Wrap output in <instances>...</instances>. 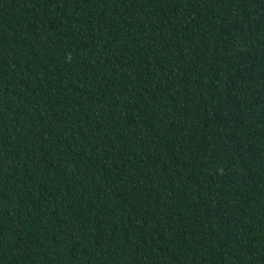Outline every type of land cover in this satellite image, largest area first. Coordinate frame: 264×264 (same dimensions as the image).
<instances>
[{"label": "trees", "instance_id": "obj_1", "mask_svg": "<svg viewBox=\"0 0 264 264\" xmlns=\"http://www.w3.org/2000/svg\"><path fill=\"white\" fill-rule=\"evenodd\" d=\"M0 264H264V0H0Z\"/></svg>", "mask_w": 264, "mask_h": 264}]
</instances>
